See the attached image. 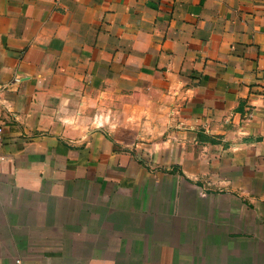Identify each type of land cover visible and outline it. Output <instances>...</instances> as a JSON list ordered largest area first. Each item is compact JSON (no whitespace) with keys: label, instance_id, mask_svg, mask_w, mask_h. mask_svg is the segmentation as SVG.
Returning <instances> with one entry per match:
<instances>
[{"label":"crops","instance_id":"crops-1","mask_svg":"<svg viewBox=\"0 0 264 264\" xmlns=\"http://www.w3.org/2000/svg\"><path fill=\"white\" fill-rule=\"evenodd\" d=\"M0 128V264H264V0H0Z\"/></svg>","mask_w":264,"mask_h":264},{"label":"rangeland","instance_id":"rangeland-1","mask_svg":"<svg viewBox=\"0 0 264 264\" xmlns=\"http://www.w3.org/2000/svg\"><path fill=\"white\" fill-rule=\"evenodd\" d=\"M153 249H154V252L152 253V254H150V252L148 253V255H147V257H148V259H150V258H152V259H154V260H160V259H162L163 257H169L168 259H169V262H170V264H175L174 262H172L171 261V259H173V258H171L172 256L171 255H166V256H164L163 254H160L158 251H156V247H153ZM148 250H151V247H149L148 248ZM185 256H188L187 254H185V255H181L180 254V258L181 259H184L183 257H185ZM152 262L151 261H149V263L148 264H151ZM158 264H162V263H158Z\"/></svg>","mask_w":264,"mask_h":264},{"label":"built area","instance_id":"built-area-1","mask_svg":"<svg viewBox=\"0 0 264 264\" xmlns=\"http://www.w3.org/2000/svg\"><path fill=\"white\" fill-rule=\"evenodd\" d=\"M2 129L0 128V138H1Z\"/></svg>","mask_w":264,"mask_h":264}]
</instances>
